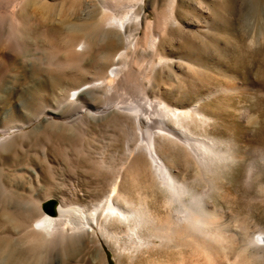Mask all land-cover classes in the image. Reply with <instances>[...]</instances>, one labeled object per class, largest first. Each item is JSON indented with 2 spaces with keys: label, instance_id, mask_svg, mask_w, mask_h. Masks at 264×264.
<instances>
[{
  "label": "rangeland",
  "instance_id": "obj_1",
  "mask_svg": "<svg viewBox=\"0 0 264 264\" xmlns=\"http://www.w3.org/2000/svg\"><path fill=\"white\" fill-rule=\"evenodd\" d=\"M40 1L52 7L42 8ZM80 1L60 2L80 6ZM52 3V0H31L30 5L25 3L21 7V16L31 27L29 35L41 31L43 34L44 25L55 19L58 3ZM88 3L98 9L101 1L88 0ZM131 26L123 38V47L119 48L124 55L116 64L121 70L112 84L114 91L111 87L106 93L101 90L104 94H83L75 105L67 101L68 94L80 85L75 83L78 74L71 67L46 69L49 61L46 56L0 53V129L3 130V125L37 118V122L31 121L20 130L24 138H30L31 131L37 127L53 134L43 153L41 150L33 152L44 161L43 169L38 168L37 177L31 172L32 178L26 179V187L29 188L27 183L31 182V189L39 194L40 201L52 196L54 200L67 203L75 195L98 196L104 182L91 174L89 164L83 165L77 152L89 150L92 156L103 153L117 169L121 158L118 145L111 142L115 133L111 125L113 121H124L121 116L124 112L118 107L146 98H161L172 109L197 105L206 119L203 125L191 126L198 139L216 145L217 150H229L235 156L225 169L217 172V187L209 185V202L220 211L227 234L234 235L238 231L234 236L237 239L247 228L250 233L264 231V0H144L141 25L137 31ZM31 41L29 44L33 45ZM58 70L62 71L58 73ZM90 70L87 77L91 76ZM51 78L62 80L56 91L48 85ZM107 100L111 106L109 111L93 113L101 110ZM82 105L92 114L79 113ZM42 108L57 115L40 114ZM109 121L112 122L105 126ZM57 125H64L63 130L70 128L80 136L72 140L70 133L66 135L63 130L58 136ZM6 137L11 141L12 131L0 133V140ZM30 141L29 145L34 144L32 139ZM134 142H137L136 137L129 141V148ZM141 155L133 153L126 159L127 165L132 161L128 166L125 162L127 168L134 166L138 159L139 177L137 180L125 177V187L135 200L144 197L150 211L164 216L167 194L153 182L147 156ZM160 157L176 179L196 190L204 189V184L195 180L196 166L181 150L172 149L169 154L160 153ZM94 236L92 243L80 249L82 252L77 251L79 255L75 252L77 259L62 254L65 261H61L64 259L54 251L59 256L52 254L51 257L57 256V259L51 261L48 257L44 264L163 263L158 249L141 248L140 252L123 253V243H129L125 235L118 243L119 252L105 248L101 260L96 244H102L104 237L100 233ZM155 244L154 240L150 242V246ZM110 245L112 247V243ZM254 248L258 253L264 251L261 245ZM189 254L187 252L186 257ZM178 259L174 255L170 258L173 264H178Z\"/></svg>",
  "mask_w": 264,
  "mask_h": 264
},
{
  "label": "bare ground",
  "instance_id": "obj_2",
  "mask_svg": "<svg viewBox=\"0 0 264 264\" xmlns=\"http://www.w3.org/2000/svg\"><path fill=\"white\" fill-rule=\"evenodd\" d=\"M52 1L58 3L54 6L55 19L49 18L51 20L44 25L45 34L41 31L31 36L28 33L30 24L23 20L20 11L25 3L30 5L31 0H0V53L4 56L12 53L46 56L49 59L46 69L49 66L62 70L71 67L78 74L75 83L80 84L68 94L67 101L72 105L83 94H97L101 90L109 92L121 70L116 64L124 55V51H120L123 38L131 25L137 31L142 23L144 0H99L98 9H93L88 0L80 1V6ZM38 4L46 9L52 7L48 3ZM88 69L92 71L90 77L86 76ZM61 84L60 78H51L48 82L54 91ZM103 103L101 110H93V113L111 109L108 100ZM85 107L82 105L79 113L91 115ZM118 108L124 112L121 115L124 121H113L111 126L115 133H112L111 142L118 145L120 166L115 169L103 153L92 156L89 150L78 151L77 158L82 164H89L91 174L104 182V189L92 198L75 195L67 203L54 200L52 196L40 201L39 194L31 189V182L27 183L29 188L25 185L26 179L32 178V171L35 176L39 175L38 168L42 171L44 161L35 154L39 150L45 151L44 147L52 140L53 134L37 127L24 143L25 135L20 130L31 121L37 122V118L3 125L0 133L12 131L13 139L0 140V264H44L56 253L61 255L56 254L60 258L66 254L72 259L75 252L93 242L96 233L104 237L102 244H96L101 260L105 248L119 252L118 243L125 235L129 243H123L122 252L158 249L162 252L164 264H173L172 255L179 258L178 264H264V251H254L257 245L264 247V231L250 233L248 228L242 229L243 232L239 228L242 233L237 239L234 237L237 230L234 235H228L220 211L209 202V185L214 189L217 187V172L225 169L235 156L229 150H217L216 145L215 148L205 139H198L191 126L206 122L198 106L172 109L161 98H146ZM46 113L57 115L42 108L40 114ZM61 126L56 127L58 136L63 131L66 135L69 132L72 140L80 136L70 128L63 130L64 125ZM134 137L137 142L129 148V141ZM31 139L34 144L29 145ZM172 149L181 150L187 159L192 160L196 166L195 180L204 184L203 190H196L174 177L160 157V153L169 154ZM133 153L147 156L151 179L167 194L163 203L164 216L150 211L144 197L135 200L125 187V177L136 180L139 177L138 159L134 166L126 167V159ZM48 201H54V207L44 211L42 205ZM153 240L156 244L150 246ZM187 252L190 254L186 257ZM54 258L51 257V261Z\"/></svg>",
  "mask_w": 264,
  "mask_h": 264
},
{
  "label": "water",
  "instance_id": "obj_3",
  "mask_svg": "<svg viewBox=\"0 0 264 264\" xmlns=\"http://www.w3.org/2000/svg\"><path fill=\"white\" fill-rule=\"evenodd\" d=\"M48 207L53 208L54 207V201H48L42 205V209L45 211Z\"/></svg>",
  "mask_w": 264,
  "mask_h": 264
}]
</instances>
